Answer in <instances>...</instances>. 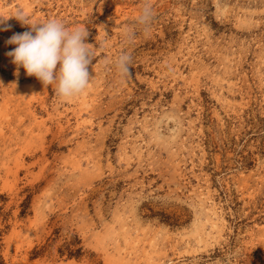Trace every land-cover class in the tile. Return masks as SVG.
Returning a JSON list of instances; mask_svg holds the SVG:
<instances>
[{"label": "rangeland", "instance_id": "374dc122", "mask_svg": "<svg viewBox=\"0 0 264 264\" xmlns=\"http://www.w3.org/2000/svg\"><path fill=\"white\" fill-rule=\"evenodd\" d=\"M18 12L85 27L92 61L60 97L4 22L0 264H264V0H0Z\"/></svg>", "mask_w": 264, "mask_h": 264}, {"label": "clouds", "instance_id": "9594fccd", "mask_svg": "<svg viewBox=\"0 0 264 264\" xmlns=\"http://www.w3.org/2000/svg\"><path fill=\"white\" fill-rule=\"evenodd\" d=\"M150 16L151 9L145 6L138 19L147 22ZM9 17H15L29 26L28 30L13 33L5 41L15 45L6 55L11 57L17 71L23 67L27 75L35 76L43 85H55L56 94L63 98H70L87 87L92 50L85 41L88 35L85 27L70 29L56 18L29 21L26 15L19 12L16 15H0V25H4ZM6 27L10 25L0 27V31ZM129 61L130 56L122 52L116 63L127 72Z\"/></svg>", "mask_w": 264, "mask_h": 264}, {"label": "trees", "instance_id": "16d2710c", "mask_svg": "<svg viewBox=\"0 0 264 264\" xmlns=\"http://www.w3.org/2000/svg\"><path fill=\"white\" fill-rule=\"evenodd\" d=\"M67 245H68V244H67ZM76 251L78 252L79 249H76L75 252H76ZM60 253H61V252H60ZM68 253H69V254H73V252H70V251H68Z\"/></svg>", "mask_w": 264, "mask_h": 264}]
</instances>
